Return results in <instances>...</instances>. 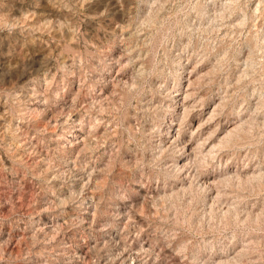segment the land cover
Segmentation results:
<instances>
[{
	"label": "rangeland",
	"instance_id": "obj_1",
	"mask_svg": "<svg viewBox=\"0 0 264 264\" xmlns=\"http://www.w3.org/2000/svg\"><path fill=\"white\" fill-rule=\"evenodd\" d=\"M0 264H264V0H0Z\"/></svg>",
	"mask_w": 264,
	"mask_h": 264
}]
</instances>
